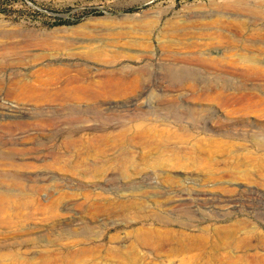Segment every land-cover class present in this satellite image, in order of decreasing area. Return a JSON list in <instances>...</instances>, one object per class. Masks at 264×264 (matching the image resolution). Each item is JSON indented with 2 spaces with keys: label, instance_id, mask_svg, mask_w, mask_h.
Returning a JSON list of instances; mask_svg holds the SVG:
<instances>
[{
  "label": "rangeland",
  "instance_id": "374dc122",
  "mask_svg": "<svg viewBox=\"0 0 264 264\" xmlns=\"http://www.w3.org/2000/svg\"><path fill=\"white\" fill-rule=\"evenodd\" d=\"M0 82V264H264V0H0Z\"/></svg>",
  "mask_w": 264,
  "mask_h": 264
},
{
  "label": "bare ground",
  "instance_id": "6f19581e",
  "mask_svg": "<svg viewBox=\"0 0 264 264\" xmlns=\"http://www.w3.org/2000/svg\"><path fill=\"white\" fill-rule=\"evenodd\" d=\"M21 78V77H20ZM18 79V77L16 78ZM15 79V80H16ZM19 80V79H18ZM1 83V82H0ZM17 85V81H11L9 82V84H7L6 87H1L6 90H11L12 88L16 87ZM20 86V85H19ZM14 107V106H13ZM17 110V109H16ZM4 111V110H3ZM8 111V114L7 113H0V125L1 126H9V123H7V119L11 120V119H16V122H17V125H18V129L20 127V124H23L24 121L22 119H24V113L26 111H24L23 109L21 110H18L20 113L19 115H15V117H13L12 114H10V112L12 111L11 107H7L6 108V112ZM14 113V111L12 112ZM12 123V122H11ZM26 123V122H25ZM21 128V127H20ZM23 130V129H22ZM16 141H17V138L16 137H9V136H4L0 134V165H14V162L11 160V155H10V151L13 150V149H17L14 145L16 144ZM17 151V150H16ZM19 152V151H18ZM18 166V165H17ZM8 167V166H7ZM13 168V167H12ZM15 168V167H14ZM6 173V172H5ZM1 173L0 176H2L1 178L4 177V179L8 176H10L11 173ZM2 188V187H0ZM5 189V187H4Z\"/></svg>",
  "mask_w": 264,
  "mask_h": 264
}]
</instances>
